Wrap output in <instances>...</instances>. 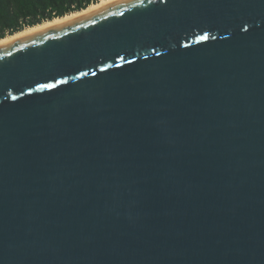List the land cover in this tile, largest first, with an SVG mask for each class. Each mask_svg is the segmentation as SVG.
<instances>
[{"label": "water", "instance_id": "95a60500", "mask_svg": "<svg viewBox=\"0 0 264 264\" xmlns=\"http://www.w3.org/2000/svg\"><path fill=\"white\" fill-rule=\"evenodd\" d=\"M0 264H264V0L0 46Z\"/></svg>", "mask_w": 264, "mask_h": 264}, {"label": "trees", "instance_id": "16d2710c", "mask_svg": "<svg viewBox=\"0 0 264 264\" xmlns=\"http://www.w3.org/2000/svg\"><path fill=\"white\" fill-rule=\"evenodd\" d=\"M97 0H0V39L86 9Z\"/></svg>", "mask_w": 264, "mask_h": 264}, {"label": "bare ground", "instance_id": "6f19581e", "mask_svg": "<svg viewBox=\"0 0 264 264\" xmlns=\"http://www.w3.org/2000/svg\"><path fill=\"white\" fill-rule=\"evenodd\" d=\"M117 1H120V0H101L99 1L98 3H95V4H92L90 5L89 7H87L86 9L84 10H81V11H78V12H74V13H71V14H68L64 17H59V18H55L53 20H50V21H46L42 24H39V25H36V26H33V27H28L20 32H17L13 35H9L3 39H0V46L4 45V44H8V43H12L13 41L23 37V36H26V35H29V34H33V33H38V32H41L45 29H48L50 27H53V26H56V25H59V24H62V23H65V22H68L72 19H75L77 17H80V16H83V15H86V14H89L91 12H94L104 6H107L109 4H112L114 2H117Z\"/></svg>", "mask_w": 264, "mask_h": 264}, {"label": "snow or ice", "instance_id": "6c2138e0", "mask_svg": "<svg viewBox=\"0 0 264 264\" xmlns=\"http://www.w3.org/2000/svg\"><path fill=\"white\" fill-rule=\"evenodd\" d=\"M44 87H48V85H44Z\"/></svg>", "mask_w": 264, "mask_h": 264}, {"label": "built area", "instance_id": "2783aa9c", "mask_svg": "<svg viewBox=\"0 0 264 264\" xmlns=\"http://www.w3.org/2000/svg\"><path fill=\"white\" fill-rule=\"evenodd\" d=\"M97 1H100V0H97Z\"/></svg>", "mask_w": 264, "mask_h": 264}, {"label": "rangeland", "instance_id": "374dc122", "mask_svg": "<svg viewBox=\"0 0 264 264\" xmlns=\"http://www.w3.org/2000/svg\"><path fill=\"white\" fill-rule=\"evenodd\" d=\"M101 1V0H100ZM99 2V1H98Z\"/></svg>", "mask_w": 264, "mask_h": 264}]
</instances>
